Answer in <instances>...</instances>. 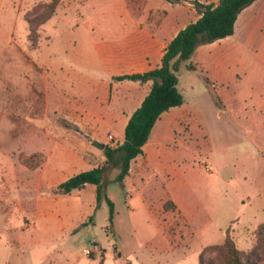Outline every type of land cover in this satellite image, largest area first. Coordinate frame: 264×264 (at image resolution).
I'll return each instance as SVG.
<instances>
[{
	"label": "rangeland",
	"instance_id": "374dc122",
	"mask_svg": "<svg viewBox=\"0 0 264 264\" xmlns=\"http://www.w3.org/2000/svg\"><path fill=\"white\" fill-rule=\"evenodd\" d=\"M50 1L0 0V264H99L103 249L104 264H198L200 256L201 264H228L214 247L228 228L245 264H264L255 238L264 223L261 14L248 9L231 36L200 45L186 61L195 70L180 66L184 103L155 123L122 181L115 180L117 169L105 171L110 222L109 205L105 198L97 205L92 184L60 194L61 206L46 197L37 217L36 197L49 196L51 183L75 173L70 141L94 167L105 164L102 144L123 142L118 124L88 129L82 122L99 116L92 109L102 79L119 71L109 53L135 29L149 0H126L130 11L123 0H60L37 24ZM192 1L182 7L184 21L198 15ZM27 19L36 30L35 47ZM144 91L123 81L111 109L131 113ZM167 201L177 210H164ZM81 218L87 223L61 234L60 219ZM85 248L97 254L86 256Z\"/></svg>",
	"mask_w": 264,
	"mask_h": 264
},
{
	"label": "trees",
	"instance_id": "16d2710c",
	"mask_svg": "<svg viewBox=\"0 0 264 264\" xmlns=\"http://www.w3.org/2000/svg\"><path fill=\"white\" fill-rule=\"evenodd\" d=\"M166 1L176 4L186 0ZM254 1L218 0L217 3H202L198 0H193L192 3L199 17L180 29L168 42L159 66L141 73H125L113 76L116 81L125 79L140 83L151 81L147 94L140 105L131 113L124 127L123 142L115 147L104 145L102 149L106 157L105 165L80 171L68 177L57 184L52 190L53 193L68 194L73 190L83 188L86 184H92L95 186L94 194L97 205L102 198H105L109 205V220L112 222L113 203L103 190L105 171L117 168L118 173L115 176V180H123L129 172L132 159L143 152V146L147 143L152 128L161 114L171 107L180 106L184 103V97L178 89L177 72L180 66L192 57L198 46L232 35L238 15ZM59 3L60 0H51L44 5L42 15L38 18L37 24L45 23L54 14ZM31 22L32 20L27 19L29 26L28 36L31 46L35 47L37 38L33 37V34H36V30L32 28ZM185 66L189 70L196 69L191 63H186ZM94 145L101 144L95 142ZM163 207L165 210H170L175 205L173 202L167 201L163 204ZM255 236L257 246L262 248L264 252V223L257 226ZM215 246L228 264H245L242 250L237 247L229 228L225 232L223 243ZM198 264H201V256Z\"/></svg>",
	"mask_w": 264,
	"mask_h": 264
},
{
	"label": "crops",
	"instance_id": "0c3cea01",
	"mask_svg": "<svg viewBox=\"0 0 264 264\" xmlns=\"http://www.w3.org/2000/svg\"><path fill=\"white\" fill-rule=\"evenodd\" d=\"M150 1L151 0L147 2L145 1L144 4L142 5V10L140 12L142 19L140 18V20L138 21V24L135 26V29L131 31L121 41L119 46H116L115 49L111 53H109V57H110L109 61L111 65L119 66V71L118 73H115V74L110 73L106 75L105 78L102 79L103 93L100 97H96L98 104H96L94 109H92L93 112L95 110V112H97L99 116L97 117V119H94V118L93 119L91 118L89 120L84 119L82 122L84 127L88 129H97V128L101 129L105 127H113L118 124L120 128H124L131 113L140 105L141 101L147 94L150 88L151 81H147L144 83L135 81L138 83L140 87L144 86L146 91H144V93H142L137 98V103L131 109L130 111L131 113L125 114L123 107H119L117 108V110L111 109V102L113 101V94H115V92L117 93V89L121 88L122 82L132 81V80L125 79L121 81H116L113 79V76L125 74V73H135V72L141 73V72H145L147 70H150V69H153L159 66L162 54L168 42L176 35V33L180 29L184 28L188 23L195 21L199 17V14L197 12L198 15L196 19L192 21H184L186 17V12L182 10V7L185 1L182 3L172 4L165 0L166 2H168V6L165 4H162V5H155V7L153 6V4H151ZM198 1L200 2L203 1L202 3H210V2L217 3L218 2V0H198ZM123 5L126 10L130 11V9L127 7L126 0H123ZM248 9L253 10L254 12L253 14H259V13L261 14V15H258V19L256 21L258 23V26L262 25V23H264V0H255L249 6L244 8L238 15L235 25H237V21L242 15V13L247 11ZM146 22H149V24H147ZM122 98L125 99V96H123ZM175 107H179V106H175ZM168 110L164 111L157 121L161 120V118L165 115V113H167ZM100 114H104V116ZM120 114H122V116ZM76 125L78 129H81L80 123H76ZM70 144L72 145L71 147H68V153L72 159V164H71V168L73 170L72 172H75V173H72L71 175H67L63 180H58L54 183H51L48 187L49 190L54 189L57 186V184L66 180L68 177L80 171L89 170L94 167V164L92 162L93 160L85 159V154L82 153L79 147L77 146L78 142L70 141ZM90 147L92 148L93 146L90 145ZM103 147L104 145L102 144L101 148ZM91 148H88V149L91 150ZM47 161H48V157L42 167L45 166ZM105 163H106V157H105ZM114 169H117V168H114ZM130 170H131V167L129 171ZM59 195L60 194H55V193L50 192L49 196H45V195L42 197L37 196L36 204H35L36 210H37L36 217L39 216V214L41 215L44 214V205L46 203V197H50L51 201L54 204H58V206L63 205L62 202L56 201ZM174 205L175 207L172 210L174 209L177 210L178 208L177 204H174ZM73 210L74 208L70 206L69 211L73 212ZM50 217L54 218L55 216L50 215ZM87 220L90 222L91 218ZM85 223H87L85 218H81L80 220L70 221V222L69 220L65 221L64 219H60L59 222H57V224L59 225L61 229L62 235H64L65 232H68L69 234H73L81 227L82 224H85ZM40 224L43 225L46 223H40ZM32 226H35V224H32ZM96 245H97V250L103 249L101 245L97 243ZM103 252L104 253L102 256L98 254L99 264H104V260H105V250L104 249H103Z\"/></svg>",
	"mask_w": 264,
	"mask_h": 264
},
{
	"label": "built area",
	"instance_id": "2783aa9c",
	"mask_svg": "<svg viewBox=\"0 0 264 264\" xmlns=\"http://www.w3.org/2000/svg\"><path fill=\"white\" fill-rule=\"evenodd\" d=\"M83 252H84V254H85L86 256H89L90 254H95V253H96L95 250L90 249V248H85V249L83 250Z\"/></svg>",
	"mask_w": 264,
	"mask_h": 264
}]
</instances>
